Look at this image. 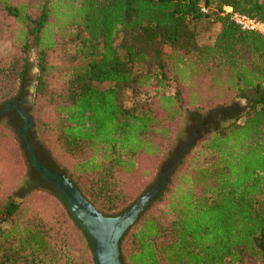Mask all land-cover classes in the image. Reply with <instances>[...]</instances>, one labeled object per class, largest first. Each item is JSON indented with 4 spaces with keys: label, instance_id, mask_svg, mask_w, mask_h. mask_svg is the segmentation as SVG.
I'll use <instances>...</instances> for the list:
<instances>
[{
    "label": "trees",
    "instance_id": "trees-1",
    "mask_svg": "<svg viewBox=\"0 0 264 264\" xmlns=\"http://www.w3.org/2000/svg\"><path fill=\"white\" fill-rule=\"evenodd\" d=\"M225 6L264 22V0H0V42L18 50L0 54V103L26 86L35 52L38 129L96 207L129 201L184 108L218 109L228 121L206 133L128 236L127 264H264V37L222 16ZM55 51L62 64L49 62ZM9 138L0 127V144L17 155ZM28 141L59 168L33 130ZM7 153L0 146V264H93L88 236L50 201L59 200L53 185L16 200L36 187L3 183Z\"/></svg>",
    "mask_w": 264,
    "mask_h": 264
},
{
    "label": "rangeland",
    "instance_id": "rangeland-1",
    "mask_svg": "<svg viewBox=\"0 0 264 264\" xmlns=\"http://www.w3.org/2000/svg\"><path fill=\"white\" fill-rule=\"evenodd\" d=\"M218 30H219L218 25H215V24L211 25L210 30L207 31L206 33L202 34V37H201L202 41L206 42V43H211ZM0 54L5 56V57L11 58V57H15L18 55V50L12 41H10V40L9 41L8 40L2 41V42H0ZM62 55H63L62 52H59V51L49 53L48 60L52 64H56V63L62 64L64 62ZM28 62H29L28 81H27L25 88L30 93L31 104H30V109H29V115L33 120L32 130L35 132V140L39 141V143L42 144V146L48 150L53 161L61 169V172L65 175H67L71 179V181L76 183V185L79 187V189L82 192L81 183L72 170L73 163L69 160L63 159L62 156H60V154L56 151V149L51 146L50 142L48 144V142L45 140V138L40 133V130L38 129V126L36 123V116L37 115L40 116V114L37 112L38 110H36V108L33 107V93H34V87L36 84V77L38 74L37 57H36L35 52H32L30 54ZM96 86L98 88H106L108 86V84H106V83L96 84ZM19 91L20 90H16L10 97H8L5 100L7 101L8 99L12 98ZM127 99H128V97H127ZM127 99H126L127 105H129V101ZM6 101L3 100V101H1V103L6 102ZM235 103H237L240 107L244 106L243 100H239V99L235 100ZM212 110H214V109L213 108H205V109L196 110V109H192V108L191 109L184 108V111H183L181 118L179 119V121L176 123V125L174 127V130H173L174 133L172 135L170 144L168 145L167 149L158 158L148 159L144 162L145 168L149 169V175H148V177H146L144 179V181L142 183H140L137 190L132 193L129 201L127 203H125L123 206L119 207L118 209H116L112 212H106V211L102 210L101 208L96 207V205H94L92 203V201L87 196L84 195L83 192H82V194L95 206V208L97 210H99L100 212H102L103 214H106V215H114V214L122 211L124 208H127L142 192H144L145 190H147L150 187H152L153 185H155L158 178L162 175L163 168H165L168 164H171V161L175 158L177 152L179 151V149L181 148V146L183 144V141L181 140V138H183L182 129L184 126L185 115L188 113H193L195 111L198 113L200 112V113L204 114V113H207V112L212 111ZM41 117H43V115H41ZM0 127L8 130L11 133L12 138H9V141H10V144H11L13 151L14 152H15V150L17 151V155H16V152L14 155V154L9 152L6 142H2L0 144V146L2 148H6L8 151L7 156L5 157V162H4V165L7 166L8 169L6 170V173L3 177V183L5 185L10 184V187H12L15 184L16 190H19L24 184V181H25L24 179L26 178V173H27V170L29 167L28 162H27V157H26V154L24 153V151L22 149V146L20 145L18 136L16 135L15 131L8 129L1 124H0ZM208 135L207 134L200 135L194 142H192L188 145V148L186 149V152L182 156L181 160H179L176 163L174 172L171 173L170 176L167 178V180H166L167 186H166V189H165L163 195L161 196V198L157 202L153 203L144 212L140 221L142 220V218L147 213H149L153 208H155V206L164 198L167 191L175 184L176 179H177L178 175L180 174V172L186 168L187 162L190 159V157L192 156V150L197 145H199L201 143V141L203 139H205ZM50 147L53 148L52 151H50ZM167 168H166V170H167ZM44 193H46V191L39 189V188L38 189L36 188V189L32 190L29 194H27L24 198H20L19 196L16 197V200L21 202V201H24L26 198H29L33 194L42 195ZM37 197H39V196H37ZM50 201L52 202V204L56 208L66 209L64 207V205L60 202V200H56V203L52 200H50ZM140 221H139V223H140ZM136 226L134 228H132L128 234H125L121 240L120 258H121V261L123 264H127L125 251H126V246H127L126 244H127L128 236L136 228ZM91 258H92V256H91Z\"/></svg>",
    "mask_w": 264,
    "mask_h": 264
},
{
    "label": "water",
    "instance_id": "water-1",
    "mask_svg": "<svg viewBox=\"0 0 264 264\" xmlns=\"http://www.w3.org/2000/svg\"><path fill=\"white\" fill-rule=\"evenodd\" d=\"M10 109L15 110L21 119V126L15 133L26 154L29 167L40 176L37 187L40 188L41 184H52L55 187L57 197L70 218L90 240L93 264H123L120 258L122 238L139 223L144 212L161 198L167 186L166 180L174 172L181 156L174 159L155 185L142 192L127 208L114 215H106L95 208L67 175L42 164L27 139L26 133L33 124L32 118L16 105H7L5 111Z\"/></svg>",
    "mask_w": 264,
    "mask_h": 264
},
{
    "label": "flooded vegetation",
    "instance_id": "flooded-vegetation-1",
    "mask_svg": "<svg viewBox=\"0 0 264 264\" xmlns=\"http://www.w3.org/2000/svg\"><path fill=\"white\" fill-rule=\"evenodd\" d=\"M30 104H31V100H30L29 91L25 87L21 88L20 91L17 92V94H15L12 98L8 99L6 102L0 103V105H4L3 108H0V124L12 130V126H10V124L17 125L18 123L17 121H19L20 125H17L16 127L17 128L20 127L22 122L16 111L13 109L5 111V109L7 105H16L18 106V108L23 110L30 117L29 115ZM193 113H188L185 115L184 126L182 129L183 138H181L183 144L179 149V151L177 152L174 159H176L178 156H181L182 158V156L186 152V149L188 148V145L194 142L200 135H204L207 132H210L215 125L223 126L225 123L228 122L226 119L222 117V114L218 109H214L204 114L200 112L199 113L195 112L196 115H193ZM30 130H32V126L27 130L26 133L27 139H28V132ZM174 159L171 161V163L174 161ZM53 171L61 172V169L58 168ZM35 172L36 171L34 169L28 167L26 178L24 179L25 181L21 188L26 189L28 188V186L33 184L37 189L39 188L37 187V184L40 182V176L39 174L35 175ZM42 185H52V184H41L39 189H42Z\"/></svg>",
    "mask_w": 264,
    "mask_h": 264
},
{
    "label": "built area",
    "instance_id": "built-area-1",
    "mask_svg": "<svg viewBox=\"0 0 264 264\" xmlns=\"http://www.w3.org/2000/svg\"><path fill=\"white\" fill-rule=\"evenodd\" d=\"M200 10L204 14L209 11L205 6H202ZM221 15L228 17L241 30L257 33L264 37V22L251 18L245 14L235 12L230 6L223 7Z\"/></svg>",
    "mask_w": 264,
    "mask_h": 264
}]
</instances>
